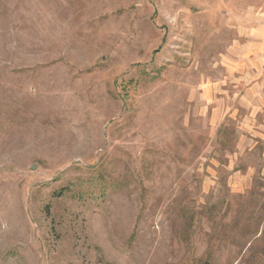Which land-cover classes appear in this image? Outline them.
Wrapping results in <instances>:
<instances>
[{
  "label": "rangeland",
  "instance_id": "obj_1",
  "mask_svg": "<svg viewBox=\"0 0 264 264\" xmlns=\"http://www.w3.org/2000/svg\"><path fill=\"white\" fill-rule=\"evenodd\" d=\"M244 13L0 0V264H264V106L222 65Z\"/></svg>",
  "mask_w": 264,
  "mask_h": 264
},
{
  "label": "crops",
  "instance_id": "obj_2",
  "mask_svg": "<svg viewBox=\"0 0 264 264\" xmlns=\"http://www.w3.org/2000/svg\"><path fill=\"white\" fill-rule=\"evenodd\" d=\"M233 2L244 3L246 13L237 17L242 21L237 22L234 33L241 35L232 41L222 65L236 86L246 84L245 93L237 89L236 97L245 100L249 109L264 106V0Z\"/></svg>",
  "mask_w": 264,
  "mask_h": 264
}]
</instances>
